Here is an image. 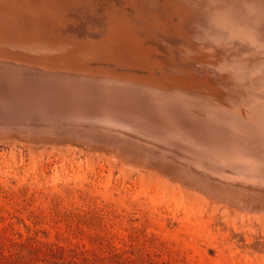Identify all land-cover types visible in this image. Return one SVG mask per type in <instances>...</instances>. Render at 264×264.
Returning a JSON list of instances; mask_svg holds the SVG:
<instances>
[{"label":"bare ground","instance_id":"obj_1","mask_svg":"<svg viewBox=\"0 0 264 264\" xmlns=\"http://www.w3.org/2000/svg\"><path fill=\"white\" fill-rule=\"evenodd\" d=\"M0 141L264 229V0H0Z\"/></svg>","mask_w":264,"mask_h":264},{"label":"rangeland","instance_id":"obj_2","mask_svg":"<svg viewBox=\"0 0 264 264\" xmlns=\"http://www.w3.org/2000/svg\"><path fill=\"white\" fill-rule=\"evenodd\" d=\"M55 153L0 141V264H264L262 227H230L228 239L224 222L186 231L117 171L79 170L70 156L51 163Z\"/></svg>","mask_w":264,"mask_h":264}]
</instances>
